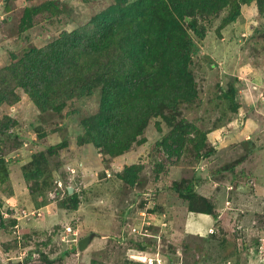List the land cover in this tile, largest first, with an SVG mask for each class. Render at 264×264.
Returning <instances> with one entry per match:
<instances>
[{"label":"rangeland","instance_id":"374dc122","mask_svg":"<svg viewBox=\"0 0 264 264\" xmlns=\"http://www.w3.org/2000/svg\"><path fill=\"white\" fill-rule=\"evenodd\" d=\"M118 1L0 0V70ZM229 10L192 19L198 32L184 24L195 43L189 71L197 96L152 116L120 156L79 143L84 123L100 112V89L59 114L38 110L22 89L16 104L0 106V120L14 121L0 135L9 172L0 179V264L29 256L25 264H262L264 14L255 2L243 5L220 30ZM182 122L195 128L191 141L170 154L163 140ZM132 165L141 167L135 186L118 176ZM188 185L214 205L213 215L189 211L174 190Z\"/></svg>","mask_w":264,"mask_h":264},{"label":"trees","instance_id":"16d2710c","mask_svg":"<svg viewBox=\"0 0 264 264\" xmlns=\"http://www.w3.org/2000/svg\"><path fill=\"white\" fill-rule=\"evenodd\" d=\"M254 2L264 14V0H119L85 26L63 32L45 47H31L20 58L14 56L13 63L0 70V106L16 104V90L22 89L38 110L59 114L68 102L83 100L100 89V112L84 123L85 135L79 143L120 156L144 134L152 116L175 111L179 103L197 96L189 71L195 43L184 24L198 32L193 20L199 15L230 8L221 30L237 21L243 5ZM30 14L27 10L28 18ZM11 124L14 121L9 117L0 120V135H7ZM194 129L178 123L162 145L170 154H180ZM140 170L139 165H132L118 176L135 186ZM25 178L36 176L25 172ZM0 179L2 183L9 179L2 156ZM174 190L188 202L190 212L213 215L214 205L196 193L194 186ZM70 198L77 205L76 194ZM43 261L52 264L49 259Z\"/></svg>","mask_w":264,"mask_h":264},{"label":"water","instance_id":"95a60500","mask_svg":"<svg viewBox=\"0 0 264 264\" xmlns=\"http://www.w3.org/2000/svg\"><path fill=\"white\" fill-rule=\"evenodd\" d=\"M68 191H69V194H72V193H73L72 188H69ZM93 236H95V235H93ZM93 236L91 235L90 238L85 239V240H87L86 242H85V241H81V245H80V247L85 248L86 245L92 240ZM31 259H32V257L29 256V257H27V259L24 260V262L13 263V262L10 261L9 264H25V263H27L28 261H30Z\"/></svg>","mask_w":264,"mask_h":264},{"label":"built area","instance_id":"2783aa9c","mask_svg":"<svg viewBox=\"0 0 264 264\" xmlns=\"http://www.w3.org/2000/svg\"><path fill=\"white\" fill-rule=\"evenodd\" d=\"M60 186L62 185L60 184ZM24 214L26 215V212H24ZM260 253H261L262 264H264V243H263V247H260Z\"/></svg>","mask_w":264,"mask_h":264},{"label":"clouds","instance_id":"9594fccd","mask_svg":"<svg viewBox=\"0 0 264 264\" xmlns=\"http://www.w3.org/2000/svg\"><path fill=\"white\" fill-rule=\"evenodd\" d=\"M69 189V188H68ZM73 194V193H72Z\"/></svg>","mask_w":264,"mask_h":264}]
</instances>
